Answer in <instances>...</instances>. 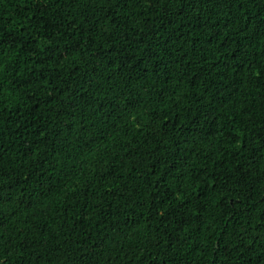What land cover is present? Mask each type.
<instances>
[{"label": "trees", "instance_id": "1", "mask_svg": "<svg viewBox=\"0 0 264 264\" xmlns=\"http://www.w3.org/2000/svg\"><path fill=\"white\" fill-rule=\"evenodd\" d=\"M0 264H264V0H0Z\"/></svg>", "mask_w": 264, "mask_h": 264}]
</instances>
